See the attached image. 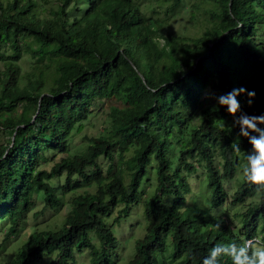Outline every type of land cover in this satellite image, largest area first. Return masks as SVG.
Instances as JSON below:
<instances>
[{"label": "trees", "instance_id": "trees-1", "mask_svg": "<svg viewBox=\"0 0 264 264\" xmlns=\"http://www.w3.org/2000/svg\"><path fill=\"white\" fill-rule=\"evenodd\" d=\"M138 1L0 0L2 241L18 232L37 192L54 209L64 193L96 186L66 203L59 229H30L4 264L51 252L57 264H80L73 253L83 249L88 264H116L118 242L106 219L122 204L118 222L141 196L145 234L125 264H202L216 245L264 243V189L241 173L231 184L251 145L216 101L243 87L255 97L251 104L238 97L241 113L264 115V0H194L203 28L195 37L165 29L166 18L145 16ZM156 1L171 10L183 0ZM26 39L32 44L21 48ZM108 98L122 104L104 112L107 130L72 150L73 136ZM148 167L156 180H148L155 187L146 197L140 184ZM193 172L205 183L207 208L189 186ZM254 196L239 222L215 213Z\"/></svg>", "mask_w": 264, "mask_h": 264}, {"label": "rangeland", "instance_id": "rangeland-1", "mask_svg": "<svg viewBox=\"0 0 264 264\" xmlns=\"http://www.w3.org/2000/svg\"><path fill=\"white\" fill-rule=\"evenodd\" d=\"M194 0H183L178 6L171 10H166L165 4L159 5L156 0H140L137 2L139 8L142 10L145 16H151L153 18H166L167 26L165 29L171 30L175 34H180L181 36L187 37H195L200 35L203 30L199 18L201 16L200 12L194 11L192 8V3ZM191 14L194 15L193 19ZM32 42L29 39H26L25 42L21 43L22 45L30 46ZM22 69L26 68L25 60H20ZM122 102L120 100H116L114 98L105 99L101 102L99 109H97L96 113L90 117L89 121L86 122V125L81 130L80 133L73 136L71 141V147L73 149H83L85 142V135H90L97 132H102L104 129L107 130L108 119L105 115V111L108 112L110 109L121 106ZM7 136L0 133V143L6 139ZM125 158H128L130 155V150L124 152L123 154ZM118 157L117 153H115V159ZM101 167L105 169L107 165V161L105 159H98ZM239 162L241 160L239 159ZM243 167V166H242ZM242 167L236 168L235 178L232 179L231 184L233 186L238 185V179L240 177ZM127 168H121L123 174L126 175ZM199 173V172H198ZM197 175L193 172L190 176L189 186L194 190L197 195L198 192L201 193V197L198 193L197 202L200 206L207 208V191L204 187L205 183L202 180L196 177ZM152 181L156 180V174L154 172V168H147L146 174L144 175L142 182L140 184V189H143V194L147 197L150 195V189L152 190L155 187V184H151L148 182L149 179ZM58 185L62 184L63 176H61L58 180ZM124 182H127V178H125ZM52 183V180L50 181ZM204 183V184H203ZM230 188V187H229ZM96 190V186L94 184L85 185L82 184L80 187L66 192L62 195V203L60 206L55 207L54 209H48L43 207V199L41 196V192H37L34 197L32 205L25 210L23 213V219L20 220L18 225V232L13 236H8L3 239L4 232L0 226V243H2V249L0 251V264H4L8 262L13 254L16 252L17 248L23 243L26 239L28 231L30 229L41 231V230H57L61 227L64 217L69 213L66 203L71 201L76 195L82 192L94 193ZM150 191V192H149ZM137 203L131 204L127 207L126 215L122 216L118 222H113V219L116 215V211L122 208V204H117V206L111 210L110 216L106 219L107 223H111L112 225H108L116 237L117 242L114 250L111 251V254H114L113 258L116 259V264H125L128 259L131 257L133 253V247L135 240L141 238L145 234V216H144V207L143 201L144 196H141ZM194 201L196 198H193ZM256 196L249 198L242 204H232L225 203L221 209L216 214H226L228 215V219H234L233 221L239 222L241 220L240 214L244 208L248 205L249 202L254 201ZM162 203L165 205L169 202V199H162ZM4 221V220H3ZM92 234L91 232L89 233ZM251 240L256 241L257 239L252 238ZM95 239L92 238V243H94ZM246 241V240H244ZM74 259L80 264H88V253L87 249H83L80 252L73 253ZM57 258L55 257L54 252L45 253L42 257L33 261L31 264H57L55 262ZM54 262V263H53Z\"/></svg>", "mask_w": 264, "mask_h": 264}, {"label": "clouds", "instance_id": "clouds-1", "mask_svg": "<svg viewBox=\"0 0 264 264\" xmlns=\"http://www.w3.org/2000/svg\"><path fill=\"white\" fill-rule=\"evenodd\" d=\"M245 94L249 97L248 103L251 104L255 92L243 87L216 97V101L235 118L234 125L240 129L239 136L247 139L251 145V152H243L246 162L241 174L250 183L264 189V128L260 127L264 125V115L248 116L241 113L238 97ZM235 151L241 152L240 146H236ZM225 256L232 260V264H264V243L246 240L241 244L216 245L203 258L202 264H220Z\"/></svg>", "mask_w": 264, "mask_h": 264}]
</instances>
